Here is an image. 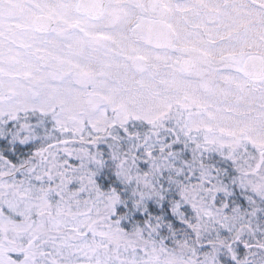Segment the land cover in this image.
Segmentation results:
<instances>
[{
	"label": "snow or ice",
	"instance_id": "obj_1",
	"mask_svg": "<svg viewBox=\"0 0 264 264\" xmlns=\"http://www.w3.org/2000/svg\"><path fill=\"white\" fill-rule=\"evenodd\" d=\"M0 264H264V0H0Z\"/></svg>",
	"mask_w": 264,
	"mask_h": 264
}]
</instances>
